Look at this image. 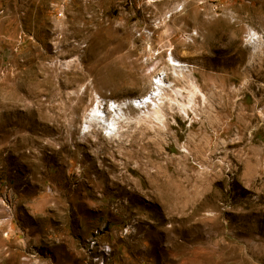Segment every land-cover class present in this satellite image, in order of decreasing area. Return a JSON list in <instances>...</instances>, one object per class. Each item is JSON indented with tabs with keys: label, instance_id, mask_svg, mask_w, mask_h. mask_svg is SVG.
Instances as JSON below:
<instances>
[{
	"label": "rangeland",
	"instance_id": "obj_1",
	"mask_svg": "<svg viewBox=\"0 0 264 264\" xmlns=\"http://www.w3.org/2000/svg\"><path fill=\"white\" fill-rule=\"evenodd\" d=\"M199 1L0 0V264H264V0Z\"/></svg>",
	"mask_w": 264,
	"mask_h": 264
},
{
	"label": "bare ground",
	"instance_id": "obj_2",
	"mask_svg": "<svg viewBox=\"0 0 264 264\" xmlns=\"http://www.w3.org/2000/svg\"><path fill=\"white\" fill-rule=\"evenodd\" d=\"M171 60H172V65L174 66L175 70H182L183 66H185L181 60L177 59L173 55H171ZM166 83L167 82L165 79H161L158 83V88L160 89L161 86L166 85ZM155 97L156 96L153 95L152 92H150L140 97H135V98L133 97L131 100L134 106L143 108L145 106L149 107L151 104L156 103ZM118 110L119 109L114 108V113L111 116L109 115L110 117H108L107 114L106 115L103 114L99 108L95 110L93 117L91 118L90 124L105 123L106 125L104 126L105 129L114 131L116 128V123L118 121L117 119L120 118Z\"/></svg>",
	"mask_w": 264,
	"mask_h": 264
},
{
	"label": "built area",
	"instance_id": "obj_3",
	"mask_svg": "<svg viewBox=\"0 0 264 264\" xmlns=\"http://www.w3.org/2000/svg\"><path fill=\"white\" fill-rule=\"evenodd\" d=\"M200 3H204V0L199 1ZM215 8H219V6H215Z\"/></svg>",
	"mask_w": 264,
	"mask_h": 264
}]
</instances>
